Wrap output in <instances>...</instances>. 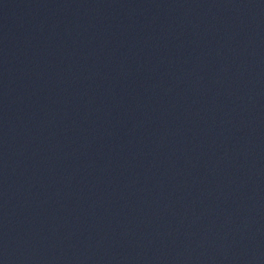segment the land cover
Here are the masks:
<instances>
[{"label":"water","instance_id":"1","mask_svg":"<svg viewBox=\"0 0 264 264\" xmlns=\"http://www.w3.org/2000/svg\"><path fill=\"white\" fill-rule=\"evenodd\" d=\"M0 264H264V0H0Z\"/></svg>","mask_w":264,"mask_h":264}]
</instances>
